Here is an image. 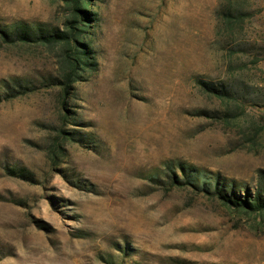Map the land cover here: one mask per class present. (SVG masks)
<instances>
[{"label": "rangeland", "instance_id": "374dc122", "mask_svg": "<svg viewBox=\"0 0 264 264\" xmlns=\"http://www.w3.org/2000/svg\"><path fill=\"white\" fill-rule=\"evenodd\" d=\"M82 1L98 67L66 92L19 35L73 0H0V264H264V209L212 193L264 199V0Z\"/></svg>", "mask_w": 264, "mask_h": 264}, {"label": "trees", "instance_id": "16d2710c", "mask_svg": "<svg viewBox=\"0 0 264 264\" xmlns=\"http://www.w3.org/2000/svg\"><path fill=\"white\" fill-rule=\"evenodd\" d=\"M88 1L90 2L91 0ZM73 4L75 20L70 21L68 24L71 28L70 32L56 31L49 36L38 38L30 37L28 34L19 35V38L25 41H40L47 44H61L63 46L65 54L63 56L62 64L67 66V70L63 75L62 85L66 92H68L72 85L80 81L81 77H83L87 71L96 70L98 67V63L93 56V50L89 43L86 42V37L90 35L89 29L91 27L88 24L93 20L94 14L82 0H73ZM74 24H78L79 26H75ZM3 35L5 38L9 37V34L6 32H3ZM51 160L54 165L57 164V156H54ZM184 178L185 181L183 182L191 183L188 178ZM176 180L180 182L177 177ZM212 193L218 195L229 205L231 204L236 207L250 210L264 209V199L260 194L257 195L256 200L253 201L249 198H236L234 195H228L227 192L220 188H216Z\"/></svg>", "mask_w": 264, "mask_h": 264}]
</instances>
